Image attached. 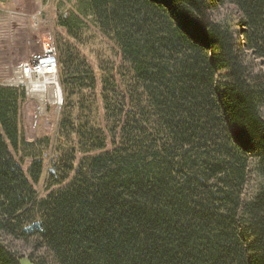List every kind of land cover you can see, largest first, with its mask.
I'll return each mask as SVG.
<instances>
[{"label":"trees","instance_id":"16d2710c","mask_svg":"<svg viewBox=\"0 0 264 264\" xmlns=\"http://www.w3.org/2000/svg\"><path fill=\"white\" fill-rule=\"evenodd\" d=\"M224 3L240 16L238 34L213 16ZM74 6L58 13L71 37L81 40L87 18L120 50L118 67L100 68L113 146L80 91V119L66 106L59 139L74 134L83 157L67 185L39 198L43 160L28 176L12 151L24 142V86H0V231L35 239L58 264H264V71L244 60L247 51L264 64V0ZM57 49L69 84L93 89L86 59L70 44ZM70 155L53 183L75 169ZM251 157L260 181L244 199ZM21 258L0 240V264Z\"/></svg>","mask_w":264,"mask_h":264},{"label":"rangeland","instance_id":"374dc122","mask_svg":"<svg viewBox=\"0 0 264 264\" xmlns=\"http://www.w3.org/2000/svg\"><path fill=\"white\" fill-rule=\"evenodd\" d=\"M75 4L76 0L68 1L63 5L61 0H0V86H3L5 80L12 76L14 67L27 60L34 61L43 53V47L48 44L54 46L58 57L57 44H70L82 58L86 59L91 69L88 68L96 75V86L93 89L82 88L78 92L72 83L69 84L68 77L63 76L62 71L59 70L62 93L59 104L48 101L45 95L28 92L23 85L25 97L21 103L20 132L24 142L17 149L12 148V151L28 176H30L29 168L32 163L35 160H43L41 179L38 183L33 182L39 198L67 185L74 177L79 160L83 157L74 134L71 135L67 145L63 144L64 140L62 142L59 139L60 122L68 105L74 106V122L80 119L82 112L80 111V91L87 94L86 99L93 108L88 112L91 121H95L107 134V149L113 146L107 131V120L102 105L100 68L102 65L109 68L118 67L121 64L120 50L114 41L105 36L99 27L87 18H84L86 26L81 32V40L71 37L68 30L58 23V13L69 8L75 9ZM213 16L219 21L231 23L236 34L239 33L240 16L228 3L215 9ZM244 60L251 65L254 73L264 71V64L260 57H254L252 53L246 51ZM112 72L115 75L114 71ZM115 79L119 83L120 78L115 75ZM40 80L42 79H34L36 82ZM95 100L96 105L93 107ZM73 148L77 156L73 163L75 169L69 173L66 181L53 183L54 178L68 172L67 164L72 162L70 153ZM254 165L255 158L251 157L244 199L251 196L260 181V178L254 174ZM0 240L7 243L22 257V264H34L32 261L40 264H58L53 253L47 247L37 245L35 239H19L0 231Z\"/></svg>","mask_w":264,"mask_h":264},{"label":"built area","instance_id":"2783aa9c","mask_svg":"<svg viewBox=\"0 0 264 264\" xmlns=\"http://www.w3.org/2000/svg\"><path fill=\"white\" fill-rule=\"evenodd\" d=\"M43 78H47L48 81L51 82H48V85L43 90V95H45L46 92L58 84L55 78L59 81V59L53 45H45L43 47V53L35 58L34 61L27 60L14 67L12 76L5 80L3 86L20 87L25 85L28 92H33L37 90V88L31 85V81ZM53 103L59 104L57 100Z\"/></svg>","mask_w":264,"mask_h":264},{"label":"bare ground","instance_id":"6f19581e","mask_svg":"<svg viewBox=\"0 0 264 264\" xmlns=\"http://www.w3.org/2000/svg\"><path fill=\"white\" fill-rule=\"evenodd\" d=\"M46 41V40H45ZM48 42V41H47ZM48 44V43H46ZM51 44V43H50ZM49 45V44H48ZM55 81L58 82V84L50 89L48 92H46L45 96H47L48 101L50 102H54L55 100H57L58 103H60L61 101V88H60V83L57 80V78H55ZM48 79L47 78H43L42 80L36 82V81H31V85L35 86V88H37V90L33 91L34 93L40 94L43 96L44 94V88L48 85ZM51 83V82H49ZM50 86V85H49Z\"/></svg>","mask_w":264,"mask_h":264},{"label":"water","instance_id":"95a60500","mask_svg":"<svg viewBox=\"0 0 264 264\" xmlns=\"http://www.w3.org/2000/svg\"><path fill=\"white\" fill-rule=\"evenodd\" d=\"M51 172L54 174V171H53V169H51Z\"/></svg>","mask_w":264,"mask_h":264}]
</instances>
